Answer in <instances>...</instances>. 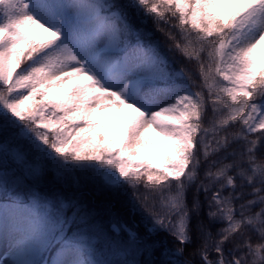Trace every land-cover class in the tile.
Returning a JSON list of instances; mask_svg holds the SVG:
<instances>
[{"label":"snow or ice","instance_id":"snow-or-ice-1","mask_svg":"<svg viewBox=\"0 0 264 264\" xmlns=\"http://www.w3.org/2000/svg\"><path fill=\"white\" fill-rule=\"evenodd\" d=\"M141 14L199 83L145 39ZM0 137V264H157L160 231L181 246L159 264H180L167 257L193 242L201 192L190 255L264 264V0H0ZM49 171L67 190L42 192ZM88 182L152 193L146 235L115 216L106 230Z\"/></svg>","mask_w":264,"mask_h":264},{"label":"trees","instance_id":"trees-1","mask_svg":"<svg viewBox=\"0 0 264 264\" xmlns=\"http://www.w3.org/2000/svg\"><path fill=\"white\" fill-rule=\"evenodd\" d=\"M134 23L138 28L141 29L147 41H151L154 44H159L161 51L167 56V58L174 65L175 68L179 69L181 66H184L194 76V78L197 79V83H199L196 62L186 60L178 52L168 51V45L171 42L166 38V36L162 32L157 30L151 17H145L143 16V14H141L134 18ZM172 31L175 32L176 30L172 29ZM193 90L198 91L200 89L194 88ZM205 96H207L206 91ZM207 116L208 119H211L212 113L210 110ZM237 128L238 126L230 128L229 131H235L237 130ZM2 139L3 137H0V140ZM0 159H2V157H0ZM90 174L91 173H89V175ZM200 180H203V172H201L200 178L197 180V183H200ZM39 188L44 193H52L61 190H67L68 186L56 183V181L53 179V173L49 171L45 179L41 181ZM86 189L88 205L89 207H92L100 217L102 216V222L104 220L106 222H110V218L112 216H115L119 221L130 227V229L139 232L141 236L146 235V228L150 227L151 223H147L143 210L139 207V205H135L134 199L132 197L133 192H135L136 194L138 193L137 195L145 194V189L143 185L139 186L137 189H132L125 185L121 189L120 194L117 196H112L110 194H95L93 185L90 182L86 183ZM148 195L149 198L153 196L152 193H148ZM196 195L197 193L195 186L190 188L186 193L187 203L190 209L192 206L193 198ZM199 199L202 205L199 215H197L196 213H192L191 219V234L193 237V242L185 246V250L182 255L168 256V260H179L180 264H186V262H190V264H200V257L198 255H190L202 244V239H196L198 223H208L206 216V198L203 192L199 193ZM109 209H111V212H109ZM146 211L147 208L145 207V212ZM212 227L213 231H215V228L218 227V225H213ZM151 239L156 241L158 244L156 252L152 257V259H154L157 264H159L161 260L165 259V257L161 255L164 249H171L174 251L176 248L181 246L178 244V242L173 239L171 235L164 231L156 233L151 237ZM210 254L214 253L210 252ZM141 259H145V257H141Z\"/></svg>","mask_w":264,"mask_h":264},{"label":"rangeland","instance_id":"rangeland-1","mask_svg":"<svg viewBox=\"0 0 264 264\" xmlns=\"http://www.w3.org/2000/svg\"><path fill=\"white\" fill-rule=\"evenodd\" d=\"M128 113V110L125 109L124 112L122 113V116H125L126 114ZM119 131V129H117V132ZM156 141H157V146L158 147H166V142L161 140L159 137H155ZM138 194V193H137ZM139 196H143L142 194H140ZM133 197V196H132ZM152 198L153 196H151L147 202V204H144L142 201H135L134 200V203L135 205H139V207L143 210V213L146 217V220H147V223H151V214H152V211H153V208L151 207L152 205ZM156 199V207L157 209L159 210V196H156L155 197ZM145 207L147 208V211L145 212ZM101 220H102V216L100 217ZM116 218V217H115ZM117 219V218H116ZM110 222H106L105 220L103 221V224L105 226V229L107 230L108 229V225H109ZM130 228V227H129ZM123 238H125L124 234L122 233L121 235ZM122 237H120L121 239H123ZM8 248V245L7 243H4L3 241H0V260L2 259H9L10 258V251H5V249Z\"/></svg>","mask_w":264,"mask_h":264}]
</instances>
